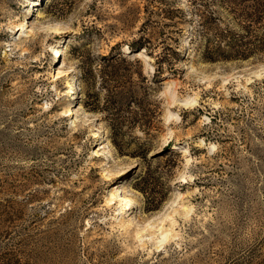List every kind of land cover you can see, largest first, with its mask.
Here are the masks:
<instances>
[{"label":"rangeland","instance_id":"374dc122","mask_svg":"<svg viewBox=\"0 0 264 264\" xmlns=\"http://www.w3.org/2000/svg\"><path fill=\"white\" fill-rule=\"evenodd\" d=\"M232 7L0 0V264H264V73L253 75L264 69V21L239 25ZM200 23L211 44L195 32ZM219 32L228 58L205 61ZM234 33L242 54L225 44ZM124 44L142 47L150 65L123 54ZM62 45L67 56L54 58L51 46ZM61 65L68 74L54 81ZM73 74L72 98L64 86ZM170 86L198 105L176 103L169 110L181 119L167 127ZM69 104L76 127L60 113ZM111 190L134 200L122 218L123 204H104ZM178 192L187 216L173 214L182 212ZM170 215L177 236L158 250L135 239L157 235ZM120 221L133 224L125 232Z\"/></svg>","mask_w":264,"mask_h":264},{"label":"bare ground","instance_id":"6f19581e","mask_svg":"<svg viewBox=\"0 0 264 264\" xmlns=\"http://www.w3.org/2000/svg\"><path fill=\"white\" fill-rule=\"evenodd\" d=\"M42 16H43L42 12H40V10L37 11L36 18L40 19V18H42ZM10 25H11L10 27H14L17 31L18 30L23 31V29H24V25L21 22H14V23H12ZM62 29H63V27H61V25H56L54 27H50L49 31H51V33H56L57 34ZM31 32H33V31L30 29L29 33L26 34V36H30ZM14 46L17 48L18 44H15ZM62 47H63V45L60 48H58L57 46H51L52 55H53L54 58L58 56V59H60L61 56L62 57H66L67 56V47L65 46L64 49ZM21 50H22V52H24L26 54L30 53V52H28L27 48H22ZM121 50H122L123 54H130V55L132 54L134 57L143 60L144 66H149L150 65L148 63L147 56L144 54V49H139L138 51H135V50H131L126 44H124V45L121 46ZM68 70H69V68L64 67L63 65H61V66H58L57 68H55L52 71V73L50 72V75H51V77L53 78L54 81H57L58 79L66 76L68 74ZM263 73H264V69H260V70L254 71L253 75L254 76H260ZM71 77H73V78L71 80H69L67 82V84H66L68 86L65 85L64 87L65 88L69 87L67 93H71V97L73 98V95L76 93L77 78H76L75 74H73ZM247 81H250V77L247 78ZM167 88H168L169 92L172 93L171 99H170V101L168 103V107H167V110H166L167 113H166V117H165V125L168 127L169 125L172 126V124H177L180 121V119H181L180 115H178L177 113L172 112V111L169 110V109L175 108V104L176 103L181 105V106H183V107H187V108L188 107H192V106H194L196 104L198 105V103H197L196 97H190V96H185L184 98H182V100H178V99H176L175 91H173V89H171L172 87L170 86V87H167ZM54 90H55V92H58L57 88H55ZM60 113L61 114H69V116L70 115H74V119L71 121V123H72V126H74V127L77 126V123H75L77 121L76 113L73 114L72 108H70V104H69L68 108H66V106H65L64 109ZM172 131H170V135H171ZM170 135H168V134L164 135V140L163 141H165V143L170 138ZM94 137H95V139L100 138V137L103 138L104 137V133L101 132V131H98V132H96L94 134ZM101 148L103 149V152H109L108 145L104 144V145H102ZM184 149H185L184 153H186V152L188 153L189 152L186 147ZM189 163H190V158L189 157H185V164L184 165L185 166L189 165ZM177 180L179 182H183L184 185L187 183V178H186V175H185V173L183 171H179L178 172ZM177 197H178V200L180 202L179 208H180V210L182 212L179 213V212L173 211V214L174 215L177 214V215H180V216H187L190 213V211H191V207L188 204H185V202H186L185 201V193L184 192H178ZM117 203L123 204V207L121 209H119V213L121 214V218H122V216L126 215V213L128 212V209H126V206H130L131 204H133L134 200L132 198L128 197L127 195H125V191L124 190H122L120 192H118V190H111L105 196L104 204L108 206V205H115ZM174 223L175 222H174V218H173L172 215L161 217L159 219V221H158L157 229H156V231L158 232L157 235H159L160 238H157V235L154 234V233H147L146 235H141L138 231L135 232L134 237H135L136 240H139L140 242L143 241L141 239L143 237H145L148 242L149 241H155L153 245H154L155 249L158 250V248H160L165 242H167L168 240H170V239H172V238L177 236L176 229L174 228V225H175ZM117 224H118L117 226H119V228H121L122 230H124L126 232V231H128V229L131 227V225L133 223H132V221H128L127 223H125L123 221H120Z\"/></svg>","mask_w":264,"mask_h":264},{"label":"trees","instance_id":"16d2710c","mask_svg":"<svg viewBox=\"0 0 264 264\" xmlns=\"http://www.w3.org/2000/svg\"><path fill=\"white\" fill-rule=\"evenodd\" d=\"M222 3H229L233 5V12L235 13V19L238 21V24L240 25L244 20H247L250 23V26H255L258 28V26L264 21V0H222ZM214 21V18L212 15H210L206 22L208 24H212ZM202 26V23L198 24L195 28V32L199 34V36L206 37V42L208 44H211L208 35L200 34V27ZM204 26H202L203 28ZM210 30V29H208ZM236 39H234V42L231 43H225L226 46H228L231 50H236L238 54L241 50V47L244 45L242 43L243 36L239 33H234ZM210 36L216 37V39L213 41L214 45L212 48L206 47L205 51L202 54V57L205 61L209 62H215L219 59H227L228 56L225 55V51L222 50V42L224 41V38H222L223 35L221 33H215L211 34ZM254 39L257 41L259 45V38L257 35H254ZM131 50L136 49H142V47L134 46L133 44H128ZM257 50L264 52L263 49H258V46L256 47ZM250 52H253L252 50ZM249 54V53H248ZM238 55L240 58L245 59L247 55ZM230 56V55H229Z\"/></svg>","mask_w":264,"mask_h":264}]
</instances>
